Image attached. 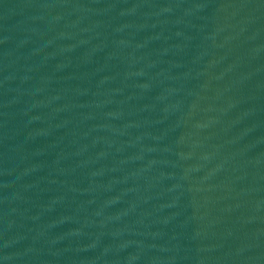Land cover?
<instances>
[{"label":"water","instance_id":"95a60500","mask_svg":"<svg viewBox=\"0 0 264 264\" xmlns=\"http://www.w3.org/2000/svg\"><path fill=\"white\" fill-rule=\"evenodd\" d=\"M0 264H264V0H0Z\"/></svg>","mask_w":264,"mask_h":264}]
</instances>
